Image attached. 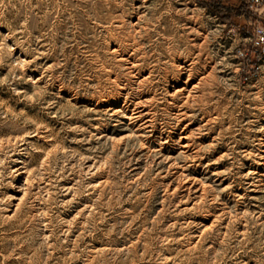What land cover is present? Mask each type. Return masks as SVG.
<instances>
[{"label": "rangeland", "instance_id": "374dc122", "mask_svg": "<svg viewBox=\"0 0 264 264\" xmlns=\"http://www.w3.org/2000/svg\"><path fill=\"white\" fill-rule=\"evenodd\" d=\"M208 1L0 0V264H264V60Z\"/></svg>", "mask_w": 264, "mask_h": 264}, {"label": "built area", "instance_id": "2783aa9c", "mask_svg": "<svg viewBox=\"0 0 264 264\" xmlns=\"http://www.w3.org/2000/svg\"><path fill=\"white\" fill-rule=\"evenodd\" d=\"M243 1L251 30L246 31L249 34L247 44L238 48L237 55L244 64L243 69L255 75L260 72L264 60V0Z\"/></svg>", "mask_w": 264, "mask_h": 264}, {"label": "trees", "instance_id": "16d2710c", "mask_svg": "<svg viewBox=\"0 0 264 264\" xmlns=\"http://www.w3.org/2000/svg\"><path fill=\"white\" fill-rule=\"evenodd\" d=\"M240 1H241V3H242V7L245 8V3H244V1H243V0H240ZM221 2H223V0H209V1L207 2V4H208L210 7H219V6H221Z\"/></svg>", "mask_w": 264, "mask_h": 264}, {"label": "bare ground", "instance_id": "6f19581e", "mask_svg": "<svg viewBox=\"0 0 264 264\" xmlns=\"http://www.w3.org/2000/svg\"><path fill=\"white\" fill-rule=\"evenodd\" d=\"M136 49H137V48H136ZM179 68H180V67H179ZM143 83H144V82H143ZM181 90H182V89H181ZM176 92H177V91H176ZM188 95H189V94H188ZM189 99H190V98H189ZM187 104H188V103H187ZM181 113H182V112H181ZM181 115H182V114H181ZM139 116H140V115H139ZM139 116H138V117H139ZM182 118H183V117H182ZM186 127H187V126H186ZM189 144H190V143H189ZM23 171H24V170H23ZM203 191H204V190H203Z\"/></svg>", "mask_w": 264, "mask_h": 264}]
</instances>
